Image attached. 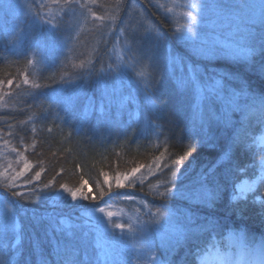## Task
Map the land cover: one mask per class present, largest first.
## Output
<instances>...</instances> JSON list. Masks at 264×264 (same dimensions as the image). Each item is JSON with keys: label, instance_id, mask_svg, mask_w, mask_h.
<instances>
[{"label": "trees", "instance_id": "1", "mask_svg": "<svg viewBox=\"0 0 264 264\" xmlns=\"http://www.w3.org/2000/svg\"><path fill=\"white\" fill-rule=\"evenodd\" d=\"M154 1L0 0V264H141L134 247L140 235L145 243L155 239L150 227L147 234L135 227V237L128 239L122 234L129 246H119L117 232L114 242L102 245L90 227H80L75 253L58 255L57 245L62 249L65 243L54 229L64 221L85 225L82 212L90 208L115 209L110 225L125 229L134 225L131 216L152 221L155 212L177 207L180 235L166 242L174 247L166 253L171 264H199L198 256L218 250L220 243L223 257L264 241L263 196L258 195L264 191L258 188L236 201L229 196L243 175L253 176L249 164L259 156L249 133L262 130L264 117L248 96L264 94L259 70L264 28L250 42V56H214L203 65L244 80L248 96L237 101L246 106L242 113L223 96H196L187 65L197 71L204 62L185 51L172 18ZM171 54L182 60V68L174 59L170 67ZM183 70L189 78H176ZM88 102L104 107L86 114ZM197 103L202 115L196 119L191 107ZM236 116L251 130L238 128ZM202 120L213 137L210 143H199ZM190 145L195 151L174 166ZM214 153L218 161L207 163ZM23 162L30 167L17 177ZM139 166L131 184L118 188L115 178ZM204 183L212 190L219 186L209 205L189 202L194 199L180 192L189 184L197 193ZM62 184L73 190L84 185L88 199L72 200ZM145 207L151 212H143ZM52 210L54 215L48 214ZM66 212L69 217L60 219ZM15 223L19 229L12 233ZM209 223L215 227H198ZM185 229H191L186 239ZM230 232L237 235L235 246L224 243Z\"/></svg>", "mask_w": 264, "mask_h": 264}, {"label": "rangeland", "instance_id": "2", "mask_svg": "<svg viewBox=\"0 0 264 264\" xmlns=\"http://www.w3.org/2000/svg\"><path fill=\"white\" fill-rule=\"evenodd\" d=\"M157 1H154L152 4L156 6V9L161 12L162 15L167 18H172L176 39L184 44L185 51L187 49L191 55L193 54L194 57L200 58L204 62L203 64H197V71L195 70V72L192 71L193 67L187 65V70L193 77L191 79L193 80L196 96L201 98H208L210 96L219 97L221 100L223 96V98L229 101V105L240 106L242 113L246 112L245 104L243 102H237L239 100L245 99L248 96L244 80L242 78H237L234 75L231 76L230 73H225L220 69H203V65L209 62L214 56L215 58L226 54L238 58H246L248 55L250 56L252 51H247L246 49L251 48L249 44L252 42V40L241 41L240 35H246L245 30L249 27L247 23L249 16L256 17V23L253 30L255 37L259 35L258 29L261 28L259 19L261 12L260 5L264 4V0H200L201 3L209 5L213 3H221L227 6L224 11H218L211 8L200 11L199 9L189 7V5L196 2V0H162L163 4L161 0ZM247 5H254L255 8L247 7ZM190 14L197 18L194 25L193 21L189 18ZM189 27H193L197 35L193 36L192 32L189 31ZM225 44H230L231 47L226 48L224 47ZM194 47L204 49L206 54H196ZM214 49L220 50L209 51ZM159 51L161 50L159 49ZM168 56H170L168 60H170L169 64L171 68L173 59L177 62L178 68H182L181 59L172 56V54ZM177 64H175V66H177ZM183 71H176V78H180V80L187 78V72ZM140 77L143 78V83H149L150 78H147L143 72H140ZM107 85L110 84L107 83ZM242 86L243 93H241ZM103 107L104 106L100 104V102L96 104H90V102H88L86 103L83 111L86 114L93 112L99 113L102 111ZM191 111L193 112L196 119L197 115H202L200 105L198 103L191 107ZM235 120L239 122V124L237 123L238 128H249L247 123L243 122L239 116H236ZM260 133H258L259 135L249 133L253 135L249 143H253L254 147L258 148L259 150V156L254 162L249 164V167L253 168V170H251L253 172V176L251 177L243 175V177L231 187L229 194L230 201H236L239 198H244L249 193L255 192L258 188L260 191H264L262 190L264 188V131H262L261 134ZM25 164L30 166V164L27 162H23L22 166ZM19 172H22L24 176V173L27 172V170H25L23 166ZM185 187L186 188H182L180 192H182L185 196L194 199L189 200V202L198 200L207 203L206 205H209L212 200H208L206 198V193H211L214 197L220 193V191L217 192L216 187L214 190H212L206 183L197 189V193L191 191L189 184L185 185ZM129 190L130 189H125L124 191L126 192ZM258 195L263 196L261 198V203L264 204V192ZM137 197L145 200L148 198L151 200L147 194L143 196L142 194L137 193ZM256 200L258 202L259 199L257 198ZM178 204L187 207V205L184 203L178 202ZM168 207L173 208V206ZM168 207H164V210L155 212V216H152L154 217L152 221L149 219L143 220L139 217L135 218L131 216L134 225H128L125 229L120 227L118 228L115 226V224L110 225L112 219L115 218L116 210L113 208H103L104 212L92 210V208H90V211L82 212V221L83 223H86V225L90 227L93 232L96 233V236L101 241L102 245H107V243L111 241L114 242V232H117L119 246H129V244L121 238L122 234H125L126 237L127 235L130 237H135L136 233L134 232L137 231L135 227L145 234H147L150 227L151 231L153 230L155 239L153 240L151 238L150 243H145L140 239V235L138 237L139 245L134 247L136 248L134 253L139 252L138 255L141 256V259H144L141 260V264H171V260L167 258L166 253H172L174 247L166 244V242L167 240H170V238L180 235H177V223L182 219V216L178 212L177 207H174V209ZM148 211L151 212L148 207H145L143 210L145 213ZM109 212L112 213V216L108 215ZM54 213V210L48 211V214L54 215ZM69 214H71V212H66L65 215L62 214L63 216H58H60V219H63L61 217H69L67 216ZM13 225L12 233L14 231H18L19 229L18 224L15 223ZM73 226H75V223L67 225V222L64 221L63 226L57 228L59 229L57 232L61 242H66V240L69 238L68 233L73 231L76 232L78 230V228H74ZM236 236L237 235L234 233H227L224 236V243L227 242L230 246H235ZM72 239L75 241L74 237ZM222 245L223 244L220 243L218 246H216L218 250H208L201 256H198L197 262L199 264H264V255L261 253V246L264 245L263 240L259 241L257 250L255 251L248 248V250H241L239 253L230 254L229 252H223L224 258L222 257L221 253ZM95 246L96 248L102 247L98 245ZM141 247L144 250L140 251L139 249ZM240 248L241 247L239 246V249Z\"/></svg>", "mask_w": 264, "mask_h": 264}, {"label": "snow or ice", "instance_id": "3", "mask_svg": "<svg viewBox=\"0 0 264 264\" xmlns=\"http://www.w3.org/2000/svg\"><path fill=\"white\" fill-rule=\"evenodd\" d=\"M189 7L195 8V9H199L200 11H204V10H207L209 8L215 9V10H218V11H224L227 8V6H225V5L221 4V3H213V4L209 5V4L201 3L200 0H196V2L192 3L191 5H189ZM247 7L255 8L254 5H247ZM260 8H261L260 17H259L260 25H261L262 28H264V4H261ZM189 18H190V20L193 21V25H194V23H195L197 18L195 16H192L191 14H190ZM247 23H248L249 27L245 30L246 35L245 34H241L240 35V39H241V41L252 40L254 42L255 34H254V30L253 29H254V25L256 23V17L255 16H249ZM189 31L192 32L193 36L197 35V33L194 31L193 27H189ZM224 47H226V48L227 47H231V45L230 44H225ZM260 49H261V51H264V34H262ZM219 50L220 49H214V50H209V51H219ZM246 50L247 51H252V48H249V49H246ZM194 51L198 55L206 54L205 50L202 49V48H199V47H194ZM259 70L261 72H264V64L260 65V69ZM192 71L195 72V66H193ZM9 83L11 84V81H9ZM241 93H243V86L241 87ZM248 101H250L252 104H258L261 116L264 117V94H261L260 96H256L255 94H251L250 96H248ZM201 125H202V138L199 141V143H210L212 141L213 137L207 131V122L202 120L201 121ZM192 151H195V148L191 147V145H190L189 146V151L185 152L184 156H177V158L172 161V164L174 166L182 164L183 161L186 159V157L188 155H190V153ZM218 163H223V161H220ZM29 167L30 166L28 164L24 165V169L25 170H28ZM140 167H143V166H139L137 168H133L131 170V172L128 175H126V176H119L118 175L115 178L117 187L118 188H123L125 181H128V183L131 184L132 181L129 179V177L134 178L136 173L140 170ZM150 170L151 169H149V171ZM42 171H43V169H41L40 171H37L35 173L34 179H39L40 176H41V172ZM177 171H178V169H177ZM20 175H23V173L22 172L21 173H17V177L20 176ZM173 176H175V172H173ZM105 182H107V179H106ZM44 187L47 188V187H49V185H44ZM60 187L62 189H64L65 192H67L71 196V199L74 200V201L87 200L88 199L87 193H85L83 191L84 185H81V188L76 189V190L69 189L66 185H63V184ZM218 188H219V186H217V190H218ZM35 191H36V189L34 188V189L31 190V193H35ZM12 195L19 197V196H21L23 194L20 193V192H13ZM103 195H104V193L102 192L101 196H103ZM206 198L208 200H211V199L214 198V196L211 193H206ZM92 199L95 200L96 197H92ZM262 207H264V206H262ZM98 210L100 212H104L103 208H99ZM108 215L112 216V213L109 212ZM50 222H51V218H50ZM190 223H192L191 220H190ZM86 226L87 225L85 224V225H75L73 227L74 228H80V227H86ZM116 227L123 228V225H116ZM198 227H215V225L209 223V224H206V225H203V226H198ZM54 230H59V229H54ZM188 231H191V229H185V234H184V238L185 239L187 238V232ZM75 235H76L75 231L68 233V237L69 238L66 240V242H65V244H64L62 249H61V247L59 245H57V253H58V255L61 252H64L66 254L67 253H73V254L75 253L76 245L74 243V240L72 239L73 237H75ZM179 242L180 241L178 240L177 243H179ZM261 253H262V255H264V245L261 246ZM61 259L63 260V257H61ZM44 264H48V262L45 260ZM73 264H74V262H73Z\"/></svg>", "mask_w": 264, "mask_h": 264}, {"label": "bare ground", "instance_id": "4", "mask_svg": "<svg viewBox=\"0 0 264 264\" xmlns=\"http://www.w3.org/2000/svg\"><path fill=\"white\" fill-rule=\"evenodd\" d=\"M212 155H213L212 159L210 161H208L207 163H213V162H217L218 161L219 157H217V155L215 153L212 154Z\"/></svg>", "mask_w": 264, "mask_h": 264}]
</instances>
